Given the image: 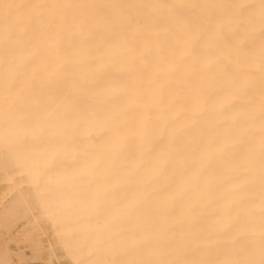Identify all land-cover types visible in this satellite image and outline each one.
<instances>
[{
  "label": "bare ground",
  "instance_id": "obj_1",
  "mask_svg": "<svg viewBox=\"0 0 264 264\" xmlns=\"http://www.w3.org/2000/svg\"><path fill=\"white\" fill-rule=\"evenodd\" d=\"M0 226L5 263L264 264V0H0Z\"/></svg>",
  "mask_w": 264,
  "mask_h": 264
},
{
  "label": "rangeland",
  "instance_id": "obj_2",
  "mask_svg": "<svg viewBox=\"0 0 264 264\" xmlns=\"http://www.w3.org/2000/svg\"><path fill=\"white\" fill-rule=\"evenodd\" d=\"M0 227H1V226H0ZM2 239H3V237L0 236V240H2ZM0 259H2V258H0ZM2 261H3V262H2ZM6 261H8V260H6ZM1 263H2V264H31V262H29V260H27V259H26V260H20V259H19V261H17V263H15V262L13 263L12 260H11V261L9 260L7 263H5V260H1V261H0V264H1ZM33 264H34V263H33Z\"/></svg>",
  "mask_w": 264,
  "mask_h": 264
}]
</instances>
